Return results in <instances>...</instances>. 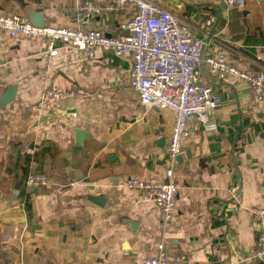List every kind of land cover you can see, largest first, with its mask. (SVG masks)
Instances as JSON below:
<instances>
[{
    "label": "crops",
    "instance_id": "1",
    "mask_svg": "<svg viewBox=\"0 0 264 264\" xmlns=\"http://www.w3.org/2000/svg\"><path fill=\"white\" fill-rule=\"evenodd\" d=\"M82 1L0 0V14L41 9L44 25L92 29L109 37L134 9L98 14ZM201 39L202 57L220 51L241 70L264 71V0L227 8L223 0H162ZM210 21L207 24V21ZM0 29V264H142L157 242L181 255L170 264H252L264 210V97L249 84L220 79L201 61L199 80L221 98L213 120L190 117L174 165L176 209L168 223L129 177L163 179L173 122L168 109L144 106L131 88V56L92 55L54 41ZM55 87L62 95L39 103ZM28 173L47 186L25 183ZM238 192V194H236ZM264 219V215H263ZM256 264H263L255 262Z\"/></svg>",
    "mask_w": 264,
    "mask_h": 264
},
{
    "label": "built area",
    "instance_id": "2",
    "mask_svg": "<svg viewBox=\"0 0 264 264\" xmlns=\"http://www.w3.org/2000/svg\"><path fill=\"white\" fill-rule=\"evenodd\" d=\"M223 1L227 8L241 9L248 0ZM125 6L132 7L134 14L120 24L125 32L120 37H109L92 29H66L47 25L37 27L20 14H0V29L10 36L20 34L31 39H47L49 55L57 52L54 41L76 47L87 55H92L96 48L111 49L116 55L130 54L129 82L138 100L146 107L170 110L173 122L166 145L167 164L163 179L158 180L152 176L129 177L125 185L139 191L143 201H152L159 207L164 223H168L176 209L177 186L173 168L180 154L181 139L187 133L186 123L190 117L201 124L210 123L221 105L220 96L199 80V63L203 61L220 79L231 83L238 80L247 82L253 102L264 97V71L238 69L228 64L220 51L202 57L201 39L193 34L190 25L167 9L162 0H111L103 5L82 1L77 9L98 14ZM61 95L55 87L46 88L40 95L39 103L48 109L49 103ZM25 183L32 187L47 186L49 179L40 173H28ZM263 215L264 210H259L252 258L253 262L264 264ZM181 258V255L159 241L155 245V252L145 257L142 264H170ZM233 264L242 263L236 261Z\"/></svg>",
    "mask_w": 264,
    "mask_h": 264
},
{
    "label": "water",
    "instance_id": "3",
    "mask_svg": "<svg viewBox=\"0 0 264 264\" xmlns=\"http://www.w3.org/2000/svg\"><path fill=\"white\" fill-rule=\"evenodd\" d=\"M25 15L28 18L29 22L37 27H42L44 26V19H43V13L41 11V9H33V8H29L27 7L25 9ZM253 59H255L258 63L262 64L264 66V62L258 58H256L255 56L251 55ZM14 87H8L4 93V95L0 98V106L8 103L9 101H11L13 99V95H14ZM180 155H178L177 157L179 158ZM236 194H238V192H236Z\"/></svg>",
    "mask_w": 264,
    "mask_h": 264
}]
</instances>
